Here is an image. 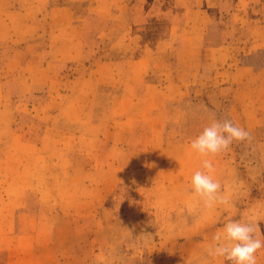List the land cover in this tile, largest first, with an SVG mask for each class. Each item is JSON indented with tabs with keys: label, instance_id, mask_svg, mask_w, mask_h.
I'll list each match as a JSON object with an SVG mask.
<instances>
[{
	"label": "rangeland",
	"instance_id": "rangeland-1",
	"mask_svg": "<svg viewBox=\"0 0 264 264\" xmlns=\"http://www.w3.org/2000/svg\"><path fill=\"white\" fill-rule=\"evenodd\" d=\"M225 118L208 209L189 143ZM229 220L264 240V0H0V264H228Z\"/></svg>",
	"mask_w": 264,
	"mask_h": 264
},
{
	"label": "clouds",
	"instance_id": "clouds-1",
	"mask_svg": "<svg viewBox=\"0 0 264 264\" xmlns=\"http://www.w3.org/2000/svg\"><path fill=\"white\" fill-rule=\"evenodd\" d=\"M251 139L249 131L225 118L213 119L190 141L189 148L202 158L201 170L195 171L191 177L190 190L205 208L230 205V196L222 190L221 182L214 178L213 159L229 150L234 142H250ZM262 248L264 240L260 238L257 221L229 220L212 237L206 255L213 260L223 258L228 264H257L256 253Z\"/></svg>",
	"mask_w": 264,
	"mask_h": 264
},
{
	"label": "crops",
	"instance_id": "crops-1",
	"mask_svg": "<svg viewBox=\"0 0 264 264\" xmlns=\"http://www.w3.org/2000/svg\"><path fill=\"white\" fill-rule=\"evenodd\" d=\"M144 108H146V106L144 105Z\"/></svg>",
	"mask_w": 264,
	"mask_h": 264
}]
</instances>
